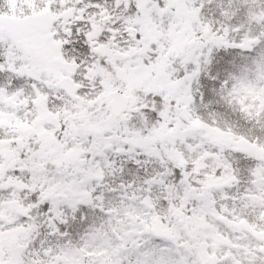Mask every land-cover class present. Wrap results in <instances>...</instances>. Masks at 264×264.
Listing matches in <instances>:
<instances>
[{"label": "snow or ice", "instance_id": "obj_1", "mask_svg": "<svg viewBox=\"0 0 264 264\" xmlns=\"http://www.w3.org/2000/svg\"><path fill=\"white\" fill-rule=\"evenodd\" d=\"M0 264H264V0H0Z\"/></svg>", "mask_w": 264, "mask_h": 264}]
</instances>
